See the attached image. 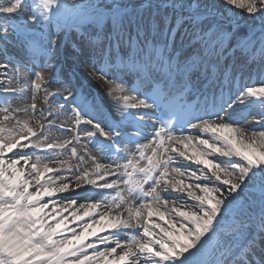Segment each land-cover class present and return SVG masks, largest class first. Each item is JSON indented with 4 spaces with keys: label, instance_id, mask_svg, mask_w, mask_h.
Instances as JSON below:
<instances>
[{
    "label": "snow or ice",
    "instance_id": "1",
    "mask_svg": "<svg viewBox=\"0 0 264 264\" xmlns=\"http://www.w3.org/2000/svg\"><path fill=\"white\" fill-rule=\"evenodd\" d=\"M72 30L112 111L59 78ZM14 40L33 95L0 107V264H264V82L233 86L264 77V0H0L15 97Z\"/></svg>",
    "mask_w": 264,
    "mask_h": 264
},
{
    "label": "bare ground",
    "instance_id": "2",
    "mask_svg": "<svg viewBox=\"0 0 264 264\" xmlns=\"http://www.w3.org/2000/svg\"><path fill=\"white\" fill-rule=\"evenodd\" d=\"M39 41V35L37 38ZM78 47L82 46V38L76 33L74 30L69 31L67 34L61 32L59 33V44H58V54H57V62L56 68L59 73V78L69 80L73 85L77 88L83 90V92L89 96V98H95L96 102L99 103L102 108L106 111H112L114 108L113 100L106 95L108 88L110 85L102 80L98 75L92 76L90 79L83 77L79 72L73 74V68L75 67V57L73 55V45ZM8 56L9 59H15L19 61L21 67L18 70H13L10 72V76L12 77L13 88H16L19 92L18 96L12 97L11 94L5 96H1L0 100L9 101L13 107L19 106L24 107L26 104L32 103V95L33 92L31 90V80L34 78L30 73H27L26 69L23 67L24 64H28L29 67L32 66V61L29 59L28 55L25 53L24 48L20 41L14 40L13 43L8 45ZM81 61L87 62L86 58L81 56ZM52 62V61H50ZM19 72V76L16 75V72ZM85 73H91L92 68L89 66L85 68ZM123 79L130 83H135V77L133 75L127 74L123 76ZM236 81L240 85L247 84L249 86H260L262 82H264V77L259 76L257 72V64L249 61L247 65H245L242 69V75H238L236 77ZM130 83L128 86H130ZM66 85H60L53 83L48 85L49 90L60 89L63 90V87ZM22 90V91H20ZM2 93V92H1ZM10 95V96H9ZM10 97L12 99H10ZM9 99V100H8ZM195 98H192V102H194ZM44 93L43 91L36 94V103H37V112L36 115L39 116V110L41 108H46L47 105L44 104ZM3 107V106H2ZM3 114H0L2 117ZM27 118V117H25ZM60 119H64L61 117ZM41 122L47 123L46 120L41 119ZM35 123V121H33ZM59 123V120H57ZM60 133L58 131H53L51 136L52 138H56ZM67 158V157H64ZM218 159H222L217 157ZM73 165L77 163V161H71ZM78 193H66L64 195H77ZM80 202H85L83 199ZM190 202V201H189Z\"/></svg>",
    "mask_w": 264,
    "mask_h": 264
},
{
    "label": "rangeland",
    "instance_id": "3",
    "mask_svg": "<svg viewBox=\"0 0 264 264\" xmlns=\"http://www.w3.org/2000/svg\"><path fill=\"white\" fill-rule=\"evenodd\" d=\"M8 50V49H7ZM11 75V74H10ZM2 91H0V97L1 96H5V94L2 92ZM10 96V95H9ZM12 97H14V96H12ZM1 99V98H0ZM10 99H12L11 97H10ZM9 100V99H8ZM2 106H5V100L3 101V100H0V107H2ZM0 114H3V113H0Z\"/></svg>",
    "mask_w": 264,
    "mask_h": 264
}]
</instances>
